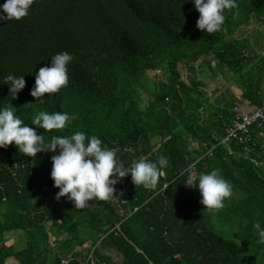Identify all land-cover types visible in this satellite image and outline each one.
Masks as SVG:
<instances>
[{
  "label": "trees",
  "instance_id": "16d2710c",
  "mask_svg": "<svg viewBox=\"0 0 264 264\" xmlns=\"http://www.w3.org/2000/svg\"><path fill=\"white\" fill-rule=\"evenodd\" d=\"M237 2L213 34L197 28L200 13L191 0H35L28 18L0 21V107L12 106L36 128L45 149L30 157L14 144L0 148V264L11 258L91 264V255L96 264H264V243L254 228L264 226V128L251 127L247 142L220 144L235 121L236 99L213 105L197 82L183 80L180 68L203 72L202 61L214 55L239 74L256 58L238 32L263 21L264 0ZM65 51L75 57L69 83L45 94L41 104L30 94L35 76ZM158 71L165 82L151 80ZM9 74L26 81L16 98L3 84ZM243 96L261 106V78ZM40 111L76 119L65 129L44 131L32 125ZM76 131L100 138L126 168L166 157L165 177L146 189L129 175L114 186L113 198L76 209L67 197L57 199L50 173L59 149L47 151L53 135ZM213 169L233 185L219 210L206 209L198 189L185 185L192 174L196 180ZM10 232L25 235L19 251L6 245ZM88 243L87 253L76 251Z\"/></svg>",
  "mask_w": 264,
  "mask_h": 264
},
{
  "label": "clouds",
  "instance_id": "9594fccd",
  "mask_svg": "<svg viewBox=\"0 0 264 264\" xmlns=\"http://www.w3.org/2000/svg\"><path fill=\"white\" fill-rule=\"evenodd\" d=\"M189 2V0H188ZM35 0H6L0 5V21H20L26 18ZM195 9L200 13L197 28L207 34L222 31L227 10L238 7L237 0H191ZM235 14V13H234ZM75 57L65 51L51 57V65L42 67L35 76V86L31 96L39 103L45 102V94L58 93L69 83V65ZM10 85L13 98L26 86L24 76L9 74L4 77V83ZM76 119L74 114L67 112L40 111L33 118L32 125L44 131L62 130L69 127ZM44 136L38 135L36 128L30 127L20 119L15 109L0 107V148L14 144L20 153L36 157L44 151L41 147ZM52 155L50 178L54 187L59 189L57 199L67 197L74 203L76 209L90 208L89 201H107L114 197L115 185L119 180L131 175L136 186L146 189L155 188L162 175V170L169 166L166 157L157 161L139 159L130 168H126L118 158L114 149L103 145L97 136H86L76 131L70 136L53 135L47 144V151ZM186 186L198 189L202 199L200 203L206 209L219 210L225 207V201L233 195V185L213 169L202 173L196 180L189 176ZM259 235L260 243H264V226L260 222L254 224Z\"/></svg>",
  "mask_w": 264,
  "mask_h": 264
},
{
  "label": "rangeland",
  "instance_id": "374dc122",
  "mask_svg": "<svg viewBox=\"0 0 264 264\" xmlns=\"http://www.w3.org/2000/svg\"><path fill=\"white\" fill-rule=\"evenodd\" d=\"M255 25H257L256 30L258 31L255 32L256 33L255 35L258 38V40H261L262 36L259 34V32L262 31L261 30L262 25L259 23H256ZM238 35L239 37H242L245 35V33L243 31H240ZM259 44L261 45V47L262 46L264 47V43H262L261 41ZM259 44L256 45L258 46ZM257 46L255 48V53L259 57L255 58L247 66V68L244 69L242 73L237 74L231 72L227 67L219 65L214 55H212L211 58L210 57L206 58L208 61H211V64L210 66H205L206 70L203 71L202 73L191 72V70L187 69L186 66L181 65L180 68L181 71L183 72V80L187 84H190L193 81L197 82L198 85L200 86V89L206 94L207 99H209L210 103H212L215 106L219 105V103L222 104H225L226 102L231 103L233 101L232 98L236 99L234 105L238 102L240 98L246 100L243 96V93L248 88L249 83L253 81L259 82V78H261L262 87L264 88V72L262 74H260L259 72V67L263 66L261 64L260 57L262 58L264 56V48L261 49V47L259 48ZM150 76L153 82L166 81V76L159 71L151 73ZM250 78L252 81H250ZM196 146H197L196 144H193L192 147H196ZM192 177L193 179H195L197 175L192 174ZM23 239L25 238L21 234L19 235V234L9 233L7 237V244L11 245L12 243H19L18 241H23L22 243L24 244L26 240L24 242ZM116 261L117 260L115 259V262Z\"/></svg>",
  "mask_w": 264,
  "mask_h": 264
},
{
  "label": "built area",
  "instance_id": "2783aa9c",
  "mask_svg": "<svg viewBox=\"0 0 264 264\" xmlns=\"http://www.w3.org/2000/svg\"><path fill=\"white\" fill-rule=\"evenodd\" d=\"M233 111L235 112V121L221 139L220 144L222 145L228 146L232 141L247 142L251 139V134L249 133L251 127L257 125L259 128H264V101L261 106L254 107L249 101L240 98L235 104ZM212 151L213 148L209 150V155H212ZM162 177H165L164 172H162ZM166 187L167 184L165 185ZM89 259L91 264H96L92 255Z\"/></svg>",
  "mask_w": 264,
  "mask_h": 264
},
{
  "label": "crops",
  "instance_id": "0c3cea01",
  "mask_svg": "<svg viewBox=\"0 0 264 264\" xmlns=\"http://www.w3.org/2000/svg\"><path fill=\"white\" fill-rule=\"evenodd\" d=\"M263 19V21H254L253 23H251L250 25H248L244 30H242L244 33H245V35L244 36H242L241 38H244L245 37V39H247L248 41H249V45H250V47H251V50H252V52L249 54L250 56H254V57H259L258 55H256V53H255V48H256V44H259L260 43V41L262 42V43H264V17L262 18ZM256 23H259V24H261L262 25V31H260L259 32V34L262 36V39L261 40H258V38L256 37V33L255 32H258L256 29H257V25H255ZM240 32V31H239ZM238 32V33H239ZM249 33H250V35H249ZM258 34V33H257ZM238 37H239V35H238ZM254 37V38H253ZM250 39H251V41H250ZM250 42H252V43H250ZM260 45V44H259ZM257 46V47H261V45L260 46ZM263 45V44H262ZM264 47L262 46L261 47V49H263ZM264 57V56H263ZM211 58V57H210ZM261 58V57H260ZM202 62H204V63H202V65H204V66H210V65H205V63L207 62V60H205V61H202ZM211 62V61H210ZM220 65V64H219ZM206 70V68L203 70V71H205ZM199 73H202V71H198ZM243 99V98H242ZM247 100V99H246ZM247 101H249V100H247ZM250 102V101H249ZM251 103V102H250ZM251 105L252 106H254V107H256L255 105H253L252 103H251ZM11 234H21L22 236H24V238H25V235H23V233H16V232H10ZM9 234V233H8ZM8 234H7V236H6V244H7V237H8ZM24 240V242H25V240H26V238L25 239H23ZM19 243H12L11 245L9 244H7V246H9V247H14L15 248V250H17V251H19L23 246V241H18ZM25 244V243H24ZM91 248V244L90 243H88V244H86L84 247H81V248H78L76 251L78 252V253H87L88 252V250ZM114 256V255H113ZM19 264L18 262H16L15 261V259H13V258H11L9 261H8V264ZM65 264H68V262L67 261H65Z\"/></svg>",
  "mask_w": 264,
  "mask_h": 264
},
{
  "label": "bare ground",
  "instance_id": "6f19581e",
  "mask_svg": "<svg viewBox=\"0 0 264 264\" xmlns=\"http://www.w3.org/2000/svg\"><path fill=\"white\" fill-rule=\"evenodd\" d=\"M28 18V17H27ZM20 21H22V20H20ZM19 23V22H18ZM20 24V23H19ZM230 96V95H229Z\"/></svg>",
  "mask_w": 264,
  "mask_h": 264
}]
</instances>
